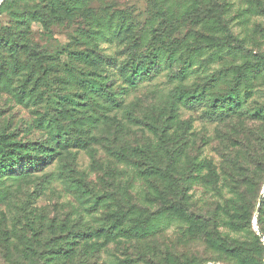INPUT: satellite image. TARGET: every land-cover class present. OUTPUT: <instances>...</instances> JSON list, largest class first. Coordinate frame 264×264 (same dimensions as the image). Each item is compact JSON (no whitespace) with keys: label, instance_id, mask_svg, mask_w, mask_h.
I'll use <instances>...</instances> for the list:
<instances>
[{"label":"rangeland","instance_id":"1","mask_svg":"<svg viewBox=\"0 0 264 264\" xmlns=\"http://www.w3.org/2000/svg\"><path fill=\"white\" fill-rule=\"evenodd\" d=\"M25 1L0 5V34L19 36L16 49L0 46V143L17 157L9 173L0 168V264H79L84 245L95 248L88 264H123L132 245L105 244L100 234L113 215H151V233L181 239L182 194L220 206L227 242L264 234V121L251 117L264 114V70L250 80L239 116L210 114V101L235 92L239 68L264 57V0ZM58 1L74 9L52 16ZM35 10L42 17L28 18ZM226 30L233 48L208 40ZM141 66L148 75L133 81ZM179 91L205 96L181 106ZM239 208L247 222L238 231ZM260 242L264 258L263 235ZM188 251L201 264H236Z\"/></svg>","mask_w":264,"mask_h":264},{"label":"trees","instance_id":"2","mask_svg":"<svg viewBox=\"0 0 264 264\" xmlns=\"http://www.w3.org/2000/svg\"><path fill=\"white\" fill-rule=\"evenodd\" d=\"M25 1V0H23ZM33 0L25 1L29 3ZM32 3V2H31ZM56 6H52L50 13H62L72 11L74 8H70L65 5V1L56 2ZM1 5V4H0ZM217 10V8H215ZM28 18L38 19L42 17L40 11H29L26 13ZM53 16V15H52ZM215 17V16H213ZM21 22L24 21V18L21 16ZM209 41L217 43V48L227 47L233 48L230 46L229 42H233L232 34L226 30L225 36L220 40L215 36L208 38ZM225 42L226 44L222 43ZM19 44V36L12 30L8 31L5 35L0 34V46L13 48ZM79 54V53H78ZM77 54V55H78ZM83 59L89 60L91 63H96L98 57H88L79 54ZM159 57V56H158ZM158 57H154L158 59ZM160 66V64H159ZM158 66V67H159ZM184 70V69H183ZM264 70V57L259 55L256 60V64L247 63L239 68L238 75L236 77V83L234 84L235 92L234 93H225L220 94L216 99L210 101L212 102L210 113L211 115H220L221 113H227L229 117H233L242 108V97H245L247 90H249L248 84L252 79L253 75ZM180 74H184V71H180ZM136 77H140L138 80L134 79L133 81H142L148 75L145 69L141 66L136 72L133 73ZM216 77V76H214ZM213 77V78H214ZM242 92V93H240ZM205 92H183L179 91L175 97V101L181 106L194 107L202 102ZM251 117L258 118L257 120L264 121V114L259 112V110L254 111L251 114ZM176 118L173 119L175 121ZM150 129V128H149ZM154 130L153 128H151ZM169 126H165L163 129H160L159 132L163 137H166L170 131ZM173 151H168V154H172ZM21 158V157H19ZM53 158V156H51ZM0 159L1 164L0 168L3 169L2 173H9V168L12 166L14 160L17 157H11L4 150L0 143ZM41 163V160H39ZM31 165L37 166L39 163L32 161ZM32 167V166H31ZM247 185V182H246ZM183 194L177 200V209L180 210L181 216L187 223V229L184 232V237L176 238L170 240L163 236L160 232H152L148 229L147 223L153 221V216H137L132 217V212H123L115 213L112 218V227L106 231H100V234L103 235L105 244L109 242H115L117 238L126 239L129 244L132 246L128 247L131 249L130 258H126L123 261V264H201L203 263L202 256H199L194 252L188 251L192 247L196 246L201 247L202 250L208 251L210 255H216L213 262H221L220 258L229 257L235 261L236 264H263L264 258L262 256V246L261 238L252 233L253 243L249 244L244 241L239 242H227L221 232L219 231V222H220V213L221 209L217 203L205 204L199 207L196 204H191L188 199L182 197ZM264 207V195L260 201V209L257 216V223L259 214ZM236 217H234L235 229L242 230L245 228V222H247V213L244 208L235 209ZM131 213V216H130ZM249 222V219H248ZM133 223L127 228H121L123 224ZM247 226V225H246ZM250 229L248 224V230ZM260 229V228H259ZM34 231V230H33ZM261 234L264 236L262 230L260 229ZM89 237H92L91 234H82L80 239H86L89 241ZM63 247L58 248V255L65 257L67 254L64 253ZM198 251V250H197ZM75 255V253H72ZM95 255V248L92 253L89 247L85 245L78 250V259L79 264H88L91 260L90 257ZM90 264V263H89Z\"/></svg>","mask_w":264,"mask_h":264},{"label":"water","instance_id":"3","mask_svg":"<svg viewBox=\"0 0 264 264\" xmlns=\"http://www.w3.org/2000/svg\"><path fill=\"white\" fill-rule=\"evenodd\" d=\"M2 2H3V0H0V4H1ZM263 195H264V187H263L262 192H261V196H260V199H259V205H258L257 211L259 210L260 201H261V198L263 197ZM253 223H254V221H253ZM258 235H259V237L262 239V235L260 234V232H258ZM263 264H264V262H263Z\"/></svg>","mask_w":264,"mask_h":264}]
</instances>
